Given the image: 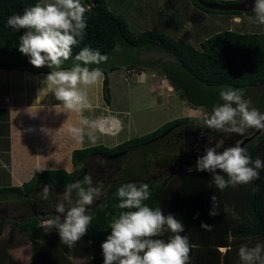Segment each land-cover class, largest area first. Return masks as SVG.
I'll list each match as a JSON object with an SVG mask.
<instances>
[{"label":"trees","instance_id":"1","mask_svg":"<svg viewBox=\"0 0 264 264\" xmlns=\"http://www.w3.org/2000/svg\"><path fill=\"white\" fill-rule=\"evenodd\" d=\"M200 1L227 4L240 0ZM38 2L41 0H0V57L15 62L22 69L50 72L57 69L46 66L35 68L29 58L19 52V38L25 30L16 31L5 27L11 15L22 14L25 8ZM83 2L88 8L85 36L80 44L73 47L69 60L86 46L99 50L102 55H107L116 45L164 53L179 71H172L171 74L160 71V75L182 89L190 105H203L189 95L186 84L190 81H197L204 86L245 88L247 96L252 87L264 86V25L255 21L252 9H212L200 5L197 0H133L137 15L132 16L131 11L115 13V0ZM157 64L155 60L153 70L159 72ZM71 65L66 61L62 68H70ZM113 69L115 65L102 69L103 95L106 98V73ZM183 77L188 79L183 80ZM208 115L183 116L166 121L151 132L129 138L113 147L94 145L74 149L70 155L72 171H35L20 186L0 188L4 193L22 195L21 198L30 206L27 208L28 216L21 221L0 220V264H76L72 257L87 258L89 264H103L101 244L111 232L109 224L113 217L125 211L115 207L119 203L116 192L124 184L117 185L87 212L92 216L88 231L71 249L61 244L55 229L41 227V219L49 216V211H44L41 205L45 204L44 199L37 201L34 198L37 190L51 185L50 191H55L77 180L82 181L84 173L81 164L93 153L105 156L119 154L122 158L141 152L144 148L149 150L148 156L154 158L182 156L188 150L181 145L176 147L175 143H178V139H187L188 130L198 134L199 144H207L205 136L210 138L214 132L203 125ZM254 130L252 128L240 135L236 143ZM176 131L180 132L181 137L171 134ZM166 139L170 142H165ZM225 148L221 146L217 151ZM244 148L253 161L256 158L264 161V129L248 141ZM144 155L139 153L137 157L143 159ZM199 156H203L201 152ZM130 162L127 161L124 167L133 169L132 173L125 177L120 175V179L128 181L142 175L144 167L133 159ZM195 167L196 164L181 170H170L156 183L136 184L149 185L152 195L145 201L149 207H159L165 215L172 214L183 224L185 231L181 235H186L192 246L188 264H241L238 256L240 246L253 247L257 243H264V168L258 170L259 178L254 181L236 187L229 186L220 191L211 174L190 171ZM212 195L216 196V203L220 207V215L217 216L209 215L213 207ZM225 207L235 209L239 219H233L225 213ZM202 223L211 226V230L202 229ZM5 224L9 230L3 236ZM170 235L165 233L154 238L167 241ZM23 245L29 246V257L25 263L10 253V249Z\"/></svg>","mask_w":264,"mask_h":264},{"label":"clouds","instance_id":"2","mask_svg":"<svg viewBox=\"0 0 264 264\" xmlns=\"http://www.w3.org/2000/svg\"><path fill=\"white\" fill-rule=\"evenodd\" d=\"M88 8L81 0H41L27 7L22 14L11 15L5 27L16 31L24 29L19 38L18 50L29 58L35 68L48 67L50 71L42 83L50 89L61 108L68 114L80 116V126L69 125L68 134L82 142L85 129H96L97 120L85 117L83 113L92 107L88 89L98 84L104 77L100 65L108 61L107 55L99 50L83 47L74 57L70 68L62 65L72 57L73 47L83 41L85 36L86 13ZM252 11L255 21L264 25V0H255ZM141 74L138 79L142 80ZM221 104L213 107L205 117L203 125L208 129L221 130L243 135L248 129H264V114L251 106V100L244 98L243 90L228 88L219 93ZM88 139L95 143L97 137L89 133ZM264 161H254L247 155V149L236 144L217 151L215 147H206L203 156L196 161L195 172H207L212 175L216 188L223 191L227 187L247 184L259 178V169ZM223 173L222 174H218ZM37 171H41L37 169ZM102 185L93 186V179L85 175L82 181L65 186L63 203H58L55 215L41 219V227L55 229L61 244L69 249L87 233L92 221L88 207L101 195ZM51 185L42 189L41 198L48 199ZM75 193V199L73 198ZM152 193L148 184L126 183L116 192L119 203L115 207L125 210L113 217L110 234L101 244L103 264H188L191 245L183 224L172 214L165 215L161 208L149 207L145 201ZM210 216L220 215L216 196ZM223 211L233 219H239L235 209L225 207ZM202 229L211 230V226L202 223ZM171 233L167 241L160 238ZM238 256L241 264H264V243L253 247L240 246Z\"/></svg>","mask_w":264,"mask_h":264},{"label":"crops","instance_id":"3","mask_svg":"<svg viewBox=\"0 0 264 264\" xmlns=\"http://www.w3.org/2000/svg\"><path fill=\"white\" fill-rule=\"evenodd\" d=\"M115 6H120V13L131 11L132 16L137 15L133 0H115ZM138 16L140 17L139 14ZM119 47L121 50L125 48ZM155 60L135 58L131 63L120 61L117 67H122L124 72L128 65H133L132 67L138 72H143L144 67L153 71ZM113 70L106 73L107 98L103 95V79L87 90L92 107L83 115L99 123L96 129L86 128L84 139L80 142L74 140L67 132L69 125L80 126V116L75 113L68 114L61 108H56L60 102L42 83L49 72L22 69L17 67L15 62L0 57L1 189L20 186L28 181L37 169H63L70 172L73 169L70 159L72 150L94 145L113 147L122 141L118 140L117 136L124 128L127 130L129 126L134 125V122L139 120L140 114H145L141 117L142 119L146 117L149 107L155 104L153 85H148L146 75L143 73L142 80L130 78L129 83L125 85L129 86L125 88L120 86L119 81L114 77ZM139 83H142L141 86L138 85ZM155 85L164 90L163 84L161 86L156 82ZM131 101L137 106L136 112L144 109V113H136L138 116L132 117V111L126 110L128 107L126 103ZM132 118L137 119L132 121ZM89 133L97 137L95 143L89 141ZM109 141L113 143H108ZM94 154L108 157L100 153H93L90 156ZM88 174H91L90 171Z\"/></svg>","mask_w":264,"mask_h":264},{"label":"rangeland","instance_id":"4","mask_svg":"<svg viewBox=\"0 0 264 264\" xmlns=\"http://www.w3.org/2000/svg\"><path fill=\"white\" fill-rule=\"evenodd\" d=\"M82 4H84L83 0H81ZM125 7V5H123ZM87 7V4L85 5ZM116 12L118 13L120 6H115ZM124 13V12H122ZM234 20H237V18H234ZM108 61L106 63H102L100 65H92L93 67H100L102 69H105L115 63V69L113 70L114 77L117 78L119 81L120 86H123L127 88L128 86H125L128 84V80L123 81V73L124 70L121 67H117L118 63L121 61L123 63L132 62L137 59H156L158 61V71L156 70H150L148 68H142L143 73L146 75V82L149 86L153 85V91L155 96V104L148 109V114H146L145 118H141L142 116H145V114H140L139 116L136 113H144V109H141L139 111H135L137 109L136 104L131 101L130 103H126L128 106L126 110L128 112L132 111L131 116L132 117H139L138 121L134 122V125L128 127L126 130L125 128L122 130V132L117 136L118 140H127L132 137L141 136L145 133L151 132L157 127H159L161 124H163L166 121L183 117V116H205L208 115L209 112H212V109L214 106L221 104L222 101L220 99L219 93L221 90H225L232 87L227 86H204L201 83H197L194 81L187 82V90L189 95L192 99L199 101L203 105H190L185 98L186 94H184L182 89L177 88V86L167 81L163 76H161V72H168L169 74L173 73L172 71H179L175 65L173 64V61L169 59L166 54L164 53H157L150 50H144V49H138V48H123L120 49L119 45H116L112 51H110L108 54ZM74 57L71 60H68L67 63L72 64ZM154 74L151 76V74ZM187 76V75H186ZM132 79V78H131ZM135 79V78H133ZM165 79V81L163 80ZM183 77V80H187ZM161 80V81H160ZM163 80V81H162ZM158 82L161 86L163 84V91L161 88L159 89L155 84ZM185 82V83H186ZM142 83H139L138 85L141 86ZM232 89H239L243 90L244 92V98L251 100V106L255 107L259 112L264 114V86H256L251 88V92L247 96V90L245 88H232ZM161 91V92H160ZM182 94V95H181ZM132 100V96H131ZM207 106V107H205ZM142 111V112H141ZM202 114V115H201ZM148 118V119H147ZM137 119V118H136ZM132 118V121L136 120ZM252 130V128L248 129L246 132ZM212 136H210L209 139H214L213 147H215L217 150L221 146L229 147L235 145L237 142V136L240 134L236 133H229L226 131L221 130H214V132L211 133ZM119 137V138H118ZM125 137H127L125 139ZM177 138V136H175ZM107 139V138H106ZM216 139V140H215ZM112 139H110L111 141ZM105 141V140H104ZM108 143H113V142ZM121 141V142H122ZM165 142L169 143L168 139L165 140ZM194 144V143H193ZM197 144H199L197 142ZM176 147L177 145H181L185 148L186 145L184 144V140L178 139V143H175ZM195 145V144H194ZM204 146V149L207 147V144H202ZM200 147L199 145H195L194 147V154L196 155L195 158H193L191 161H184V159H179V157L176 156H166L164 159L161 158H154L150 157L149 150L142 148L141 152L132 153L127 155L126 157H120L119 154H116L115 156L110 157H104L99 154H94L84 160V162L81 164V168L83 170L82 174L90 175L93 179V186H99L102 185L101 188V195L96 198L92 205L87 206L88 211L98 204L108 193H110L117 185L125 184L126 182L131 183H143V182H152L156 183L159 182L163 176L167 174L170 170H181L185 169L187 167H190L192 165H195L197 158L200 154V150L198 149ZM199 152V153H198ZM145 154L144 158H138L137 155ZM202 155H204L205 151L201 152ZM131 159L137 161L136 163H139L142 167H144L143 173L140 177L134 178L132 177L128 181H125L126 179H120V175L122 177L127 176L129 173H132L133 169H130L129 167L125 166L124 164L131 161ZM133 162V161H132ZM132 162H130L132 164ZM143 162V163H142ZM129 163V164H130ZM135 163V164H136ZM135 166V165H134ZM129 172H126V171ZM90 171L91 174H88ZM122 173V174H121ZM79 181V180H77ZM125 181V182H124ZM42 189L37 190L36 197L37 201H42L41 194ZM65 191V187L51 191L49 193L48 199L45 200V204H41L43 206L44 211H49V215H55V209L56 205L58 203H63V193ZM22 195L13 194V193H4L3 191H0V220H15V221H21L26 216H28L30 206L26 201H24V198H21ZM39 197V199H38ZM73 198L75 199V193H73ZM37 204H40L39 202ZM47 206V207H46ZM41 212V211H40ZM9 227L7 224H5L4 230L2 232L3 236H5L8 233ZM29 247L27 245L15 247L10 249V253L13 257L18 258L22 263L27 262V258L29 256ZM73 261L76 264H88L87 258H80V257H72Z\"/></svg>","mask_w":264,"mask_h":264},{"label":"water","instance_id":"5","mask_svg":"<svg viewBox=\"0 0 264 264\" xmlns=\"http://www.w3.org/2000/svg\"><path fill=\"white\" fill-rule=\"evenodd\" d=\"M197 2L206 7L212 9H219V10H240V11H249L253 8L255 0H240L236 3H227V4H220V3H212V2H203L197 0ZM263 129H255L251 134L242 138L237 144L244 147V145L250 141L253 137H255L258 133H260ZM219 173V170H218ZM254 181V180H253Z\"/></svg>","mask_w":264,"mask_h":264},{"label":"flooded vegetation","instance_id":"6","mask_svg":"<svg viewBox=\"0 0 264 264\" xmlns=\"http://www.w3.org/2000/svg\"><path fill=\"white\" fill-rule=\"evenodd\" d=\"M171 131V130H170ZM172 135L174 134H177L178 138L181 137L180 135V132H173L171 133ZM186 138L184 140V144L186 145V149L188 150V153L184 152L182 156H179V159H184V161H191L193 158L196 157V155L194 154L195 152L193 151L194 150V147L195 145H199L200 147H198V149L202 152V151H205L204 149V146H202V144H197V137H198V134L197 133H194V132H191V130H188V132L186 131ZM201 136V135H200ZM240 136V135H239ZM237 136V138L239 137ZM206 140V143H207V147H211V145L214 144V139H209L207 136H205L204 138ZM200 141H202L203 139L200 137L199 138ZM216 140V139H215ZM195 145H194V144ZM231 143H229V146H230ZM237 143H235L236 145ZM233 146V145H232ZM199 153V152H198ZM109 157V156H108ZM200 157V156H198ZM196 163V162H195Z\"/></svg>","mask_w":264,"mask_h":264},{"label":"built area","instance_id":"7","mask_svg":"<svg viewBox=\"0 0 264 264\" xmlns=\"http://www.w3.org/2000/svg\"><path fill=\"white\" fill-rule=\"evenodd\" d=\"M141 74H143V72L142 71L138 72L134 67L126 68L124 75H123V80L127 81L130 78L136 79V78L140 77ZM153 75L154 74L152 73L151 76H153Z\"/></svg>","mask_w":264,"mask_h":264}]
</instances>
